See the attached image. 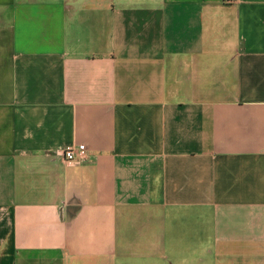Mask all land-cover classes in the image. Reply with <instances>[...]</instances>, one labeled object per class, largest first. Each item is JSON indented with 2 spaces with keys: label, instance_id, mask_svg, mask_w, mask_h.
Masks as SVG:
<instances>
[{
  "label": "crops",
  "instance_id": "1",
  "mask_svg": "<svg viewBox=\"0 0 264 264\" xmlns=\"http://www.w3.org/2000/svg\"><path fill=\"white\" fill-rule=\"evenodd\" d=\"M0 264H264V0H0Z\"/></svg>",
  "mask_w": 264,
  "mask_h": 264
},
{
  "label": "built area",
  "instance_id": "2",
  "mask_svg": "<svg viewBox=\"0 0 264 264\" xmlns=\"http://www.w3.org/2000/svg\"><path fill=\"white\" fill-rule=\"evenodd\" d=\"M227 4H233L237 0H225ZM68 164H83L89 160V152L85 145L69 147L62 152Z\"/></svg>",
  "mask_w": 264,
  "mask_h": 264
}]
</instances>
